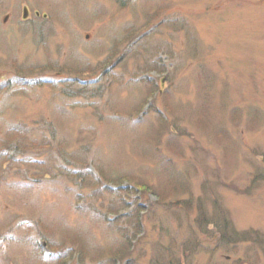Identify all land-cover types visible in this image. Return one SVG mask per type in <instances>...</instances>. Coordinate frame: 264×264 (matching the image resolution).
<instances>
[{"label":"rangeland","instance_id":"obj_1","mask_svg":"<svg viewBox=\"0 0 264 264\" xmlns=\"http://www.w3.org/2000/svg\"><path fill=\"white\" fill-rule=\"evenodd\" d=\"M0 141V264H264V0H0Z\"/></svg>","mask_w":264,"mask_h":264},{"label":"trees","instance_id":"obj_2","mask_svg":"<svg viewBox=\"0 0 264 264\" xmlns=\"http://www.w3.org/2000/svg\"><path fill=\"white\" fill-rule=\"evenodd\" d=\"M148 64L149 63H147V65ZM29 72L32 73V71H29ZM138 125L139 124L137 122L136 126H138ZM19 135H18L19 145L17 146V151H15V154H11V155H13V157H11V156L7 157L9 159L8 163H11L12 161H14L13 159H15V157L17 155H20V154L24 153V151L29 150V149H33L34 147H37V146H40L37 141H34V138L32 140L29 138V137H32L31 136L32 134H30L28 131L19 132ZM0 143H1V141H0ZM30 160L35 162V159H33V158L32 159L30 158Z\"/></svg>","mask_w":264,"mask_h":264},{"label":"water","instance_id":"obj_3","mask_svg":"<svg viewBox=\"0 0 264 264\" xmlns=\"http://www.w3.org/2000/svg\"><path fill=\"white\" fill-rule=\"evenodd\" d=\"M24 11H25V15H24V17L26 18V17H28V12H29L27 6L24 7ZM37 14L39 15V12H37ZM43 16H44V17H47V14H44Z\"/></svg>","mask_w":264,"mask_h":264}]
</instances>
